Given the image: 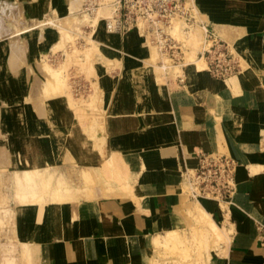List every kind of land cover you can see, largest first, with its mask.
Returning <instances> with one entry per match:
<instances>
[{
	"label": "crops",
	"instance_id": "crops-1",
	"mask_svg": "<svg viewBox=\"0 0 264 264\" xmlns=\"http://www.w3.org/2000/svg\"><path fill=\"white\" fill-rule=\"evenodd\" d=\"M191 1L206 18L202 23L219 34L227 31L245 60L244 73L220 80L205 69L192 75L196 80L187 73L185 79L159 83L142 68L147 63L139 47L124 45L129 55L121 61L124 71L105 85V151L121 154L132 175L145 180L143 197L43 207L12 203L10 227L0 229V264H145L157 234L187 219L190 203L179 193L184 166H195L200 151L222 150L237 161L233 198L219 205L198 201L230 232L227 248L213 264H264V0ZM33 2L0 0L5 6L0 45L6 48L12 33L23 32L20 17L40 18L32 8L43 4L45 13L50 10L49 0ZM123 87L128 89L121 99ZM58 111L68 114L65 108ZM27 128V135H33ZM5 145L0 140V147Z\"/></svg>",
	"mask_w": 264,
	"mask_h": 264
},
{
	"label": "rangeland",
	"instance_id": "rangeland-1",
	"mask_svg": "<svg viewBox=\"0 0 264 264\" xmlns=\"http://www.w3.org/2000/svg\"><path fill=\"white\" fill-rule=\"evenodd\" d=\"M32 1L37 4V0ZM52 1L49 0L50 10L43 12V16L30 8L40 18L20 17L18 26L23 32L12 33L6 48L0 45V140L8 144L0 147V229L3 231L11 224L12 203L43 207L47 203L73 204L113 196L132 201L143 197L145 180L132 175L121 154L105 151V85L107 79H118L124 71L121 61L124 56L129 57L124 45L139 47L138 52L147 63L142 68L154 74L159 83L169 77L185 79L187 73L189 80L199 79L182 68L201 57L206 46L205 29L193 1L183 2L192 11L195 23L186 24L178 18L171 28L173 39L184 52V60L179 63L161 53L142 32L138 41L126 44L120 39L117 51L97 45L94 41L98 40V19L94 18L100 0H81L80 5L85 9L81 6L75 14H70L60 0L53 10ZM4 7H0L1 12ZM85 10L88 14H84ZM41 19L53 22L43 30L38 24ZM226 32L223 30L219 35L229 42L240 60V73H244L245 60ZM197 39L201 41L196 44ZM199 63L207 69L204 59ZM123 88L121 99L128 89ZM59 108H65L69 115L60 114ZM58 125L64 129H57ZM27 127L33 135H27ZM46 138L50 144H40ZM7 157L11 162L6 161ZM179 193L190 203L187 219L155 241L145 264H213L223 255L220 250L229 244L212 229L207 232L196 222L193 215L200 203L190 198L184 181ZM214 219L222 230H227Z\"/></svg>",
	"mask_w": 264,
	"mask_h": 264
},
{
	"label": "built area",
	"instance_id": "built-area-1",
	"mask_svg": "<svg viewBox=\"0 0 264 264\" xmlns=\"http://www.w3.org/2000/svg\"><path fill=\"white\" fill-rule=\"evenodd\" d=\"M184 0H114V13L107 27L112 32L124 33L133 27L151 39L160 52L174 63L184 60L182 46L173 39V21L183 19L186 24L195 23ZM205 29V48L201 57L210 75L225 80L241 70L240 60L228 41L217 33L213 25L201 23ZM197 163L193 172H182L192 200H207L216 204L232 200L236 190V160L218 153H196Z\"/></svg>",
	"mask_w": 264,
	"mask_h": 264
},
{
	"label": "bare ground",
	"instance_id": "bare-ground-1",
	"mask_svg": "<svg viewBox=\"0 0 264 264\" xmlns=\"http://www.w3.org/2000/svg\"><path fill=\"white\" fill-rule=\"evenodd\" d=\"M58 1L59 0H54V2L52 1V6L54 5L52 7L53 10H55L54 7L59 3ZM60 1H61L62 5H65V6L67 5L68 10H70V14L77 13V11L82 6V5H80L81 0H66L65 3L62 0H60ZM113 1L114 0H100V7L97 10V11H99V15H97L98 13L96 11V15L94 18V20L98 19L97 20L98 26L96 29L97 30L96 31V34H97L96 37L98 38V40L94 41V42L97 45H101L102 47H104L105 50H108V51L119 50L120 39L124 40L123 43L128 44L131 41H138L140 39V35H141L140 34L141 31H140L139 27H133L124 33L112 32L108 29V27H107L108 20L113 16V13H114ZM82 9H85L84 6H82ZM43 10H44L43 4L41 6H39L37 9H34V10L32 9V11H36V13L38 12L42 16H43V12H44ZM85 12L86 13H84V14H88L86 10H85ZM199 16L201 18L200 21L202 23V21L204 20L205 17H203L201 15H199ZM47 20H49V19L47 18ZM205 20H206V18H205ZM50 21H46L45 19H41L40 21H38L39 27L43 28V30H46L44 28V26L53 22L51 19H50ZM176 28H178V26H176ZM200 41H201L200 39L199 40L197 39V40H195L194 43L197 44V43H200ZM202 60H203V58L199 57L195 61L183 65L182 68L187 69L191 75H199L202 71L205 70V67L199 63ZM207 71H208V68H207ZM239 73H237V74H239ZM237 74H235V75H233V76H231L225 80L232 79ZM215 79H217V78H215ZM217 153L223 154L220 152H217ZM223 155H226V154H223ZM195 156H196V154H195ZM195 166H193V167L184 166L183 170L180 172L181 178H182V172L183 171L188 169L190 172H193V169L195 168ZM121 167L123 168L122 163H121ZM182 181H184V180L182 179ZM184 182L186 183V181H184ZM195 212H196L195 215H193L194 213L192 215L195 217L196 222L199 224V226L202 229H204L207 232L212 229V231L214 232V234L216 236H218V238H224L225 242H228V233L226 232V230H222L217 225V223L212 219L211 214L202 205L199 204L195 208ZM160 236H163V235L157 234V236L154 238V240L156 241Z\"/></svg>",
	"mask_w": 264,
	"mask_h": 264
}]
</instances>
